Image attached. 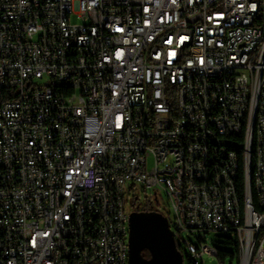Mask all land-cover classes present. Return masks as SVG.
I'll return each mask as SVG.
<instances>
[{
  "label": "built area",
  "instance_id": "1",
  "mask_svg": "<svg viewBox=\"0 0 264 264\" xmlns=\"http://www.w3.org/2000/svg\"><path fill=\"white\" fill-rule=\"evenodd\" d=\"M162 187L189 261L232 232L264 264V0H0V264H126V206Z\"/></svg>",
  "mask_w": 264,
  "mask_h": 264
},
{
  "label": "water",
  "instance_id": "2",
  "mask_svg": "<svg viewBox=\"0 0 264 264\" xmlns=\"http://www.w3.org/2000/svg\"><path fill=\"white\" fill-rule=\"evenodd\" d=\"M129 264H184L168 219L159 212H137L130 215ZM148 249L151 258L142 251Z\"/></svg>",
  "mask_w": 264,
  "mask_h": 264
},
{
  "label": "bare ground",
  "instance_id": "3",
  "mask_svg": "<svg viewBox=\"0 0 264 264\" xmlns=\"http://www.w3.org/2000/svg\"><path fill=\"white\" fill-rule=\"evenodd\" d=\"M184 46H193V42H184ZM186 78L177 77V86H185ZM179 103V90H171V98H168V115H175L178 112ZM251 131V121H243L240 125V136L238 134H229V141L232 145H240L241 140L249 139ZM181 137L190 138V125H181ZM176 153L178 155H188V139H178L176 141ZM239 160V182H237V190L239 193H246V197H240V210H238V218L241 221H249V211H258L254 207V198L257 197V193L254 192V186H248V184H254L256 180V168L248 167L249 153H238ZM165 194H169V187H162ZM244 198V199H243ZM249 203V208H248ZM126 264H129V256H126Z\"/></svg>",
  "mask_w": 264,
  "mask_h": 264
},
{
  "label": "rangeland",
  "instance_id": "4",
  "mask_svg": "<svg viewBox=\"0 0 264 264\" xmlns=\"http://www.w3.org/2000/svg\"><path fill=\"white\" fill-rule=\"evenodd\" d=\"M40 85H44L46 83V80H37ZM152 164V158H149V165L151 166ZM157 190V189H155ZM146 197L142 195L140 203H141V210L147 206V200L145 199ZM154 202L153 204L149 207L150 212H159L161 214H166L168 213V202L167 198L165 196V192L159 191L158 192V198L155 199V196L153 197ZM127 210L129 211L130 214L137 213L136 209L131 205L127 204L126 206ZM185 234L179 235L176 237V242L180 243L182 240V237H184ZM213 240V243L226 251H229L231 253L237 254V256L232 259L230 255L226 257L224 261H221L219 257H206L205 258V264H239L240 256L239 253H237V248L235 244H229V240H236L235 236L233 235L232 232H224V233H218L215 236L211 237ZM183 256H184V264H190L189 260L186 256V252L184 250L181 251Z\"/></svg>",
  "mask_w": 264,
  "mask_h": 264
},
{
  "label": "trees",
  "instance_id": "5",
  "mask_svg": "<svg viewBox=\"0 0 264 264\" xmlns=\"http://www.w3.org/2000/svg\"><path fill=\"white\" fill-rule=\"evenodd\" d=\"M242 183L240 182V185L242 186V192L241 193H243V184ZM145 199L147 200V206L141 210V203H140L141 198L140 197L132 198V202H131L132 206L136 209L137 212H142V213L150 212L149 211V207L153 204L154 199L153 198H145ZM254 207L258 210V199H257V197L254 198ZM235 239H236L235 241L234 240H229L228 243L229 244H235V246L237 248V253H239V256H240L239 243H238V240H237L236 236H235ZM177 245H178V248L180 249V251H182L183 247L180 246L179 244H177ZM218 249H219V258L221 259V261H224L228 255H230L232 257V259H234L237 256V254H234V253H231L229 251L223 250V249H221L219 247H218ZM142 256L145 259H150L152 255H151V252L148 249H144L142 251ZM189 263L190 264H195V262L193 260H190ZM239 264H240V260H239Z\"/></svg>",
  "mask_w": 264,
  "mask_h": 264
}]
</instances>
